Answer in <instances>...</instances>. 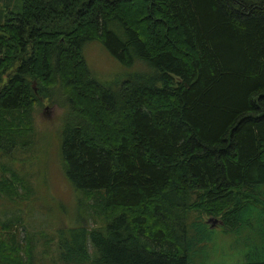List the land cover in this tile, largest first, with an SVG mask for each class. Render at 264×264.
Returning a JSON list of instances; mask_svg holds the SVG:
<instances>
[{"label": "trees", "instance_id": "1", "mask_svg": "<svg viewBox=\"0 0 264 264\" xmlns=\"http://www.w3.org/2000/svg\"><path fill=\"white\" fill-rule=\"evenodd\" d=\"M0 2V153L4 117L64 97V176L102 221L56 231L62 264H188L204 220L251 214L261 245L239 264H264V0ZM90 41L138 72L97 80ZM5 228L0 264H25Z\"/></svg>", "mask_w": 264, "mask_h": 264}, {"label": "rangeland", "instance_id": "2", "mask_svg": "<svg viewBox=\"0 0 264 264\" xmlns=\"http://www.w3.org/2000/svg\"><path fill=\"white\" fill-rule=\"evenodd\" d=\"M82 55L89 72L102 82L121 81L139 69L137 64L122 66L95 41L84 44ZM6 76H1L0 87ZM63 98L45 93L33 108L25 107V111L12 112L2 119L16 135L11 144L3 139L4 148L10 144V154L0 153V242L7 237L4 233L9 231L5 228L8 224L17 241L13 248L25 264H62L57 258V230L102 226L97 217L87 219L83 212H90L87 199L64 176L58 136L69 108ZM24 124L26 127H20ZM218 219L204 220L210 234H190L188 264H239L259 251L260 221L256 214L246 217L244 226L227 231L220 229ZM200 238L203 240L198 241ZM87 252L91 255L89 244Z\"/></svg>", "mask_w": 264, "mask_h": 264}, {"label": "water", "instance_id": "3", "mask_svg": "<svg viewBox=\"0 0 264 264\" xmlns=\"http://www.w3.org/2000/svg\"><path fill=\"white\" fill-rule=\"evenodd\" d=\"M210 221H211V222H215V219H213V218H209V219L206 220V223H207V222H210Z\"/></svg>", "mask_w": 264, "mask_h": 264}]
</instances>
